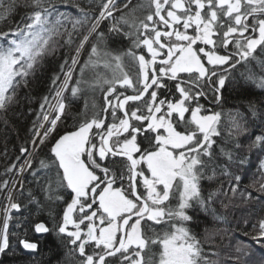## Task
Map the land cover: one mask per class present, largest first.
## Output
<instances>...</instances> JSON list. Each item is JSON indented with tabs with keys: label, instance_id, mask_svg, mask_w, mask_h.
Returning <instances> with one entry per match:
<instances>
[{
	"label": "snow or ice",
	"instance_id": "1",
	"mask_svg": "<svg viewBox=\"0 0 264 264\" xmlns=\"http://www.w3.org/2000/svg\"><path fill=\"white\" fill-rule=\"evenodd\" d=\"M93 3L24 0L30 11L0 28V111L19 102L21 89L30 90L46 56L64 45L69 49L51 77L50 95L42 97L32 137L20 148L16 159L23 157V163L5 169L15 173L12 180H0V264L23 253L37 264L42 250L29 231L53 235L64 249L63 264H214L190 227V213L215 215L212 205L223 184L209 190L203 182L211 185L226 176L235 194L242 177L232 169H242L246 157L217 145L221 114L200 101L219 104L237 67L255 60L258 49L264 53V0ZM19 6L18 0H0V24L7 25ZM106 20L111 21L107 33L100 30ZM82 28L72 49V36ZM64 35L68 39L61 45L57 38ZM113 36L128 41V47L112 48ZM126 59L138 69L135 76L125 70ZM86 70L92 79L85 78ZM241 75L264 90V75L251 70ZM97 90L103 93L102 105L95 99ZM68 92L73 99L85 92L93 98L73 115L65 102ZM24 98L30 100L27 92ZM247 111L248 116H233L237 136L249 131V121L264 128V100H249ZM70 118L73 130L53 136L58 123ZM50 138V157L34 167V154ZM248 148L264 151V131ZM25 173L46 203L26 188ZM252 187L260 195L248 192L246 198L264 201V183ZM56 204L63 205L61 211L51 206ZM45 209L48 220L38 219ZM244 225L247 240L237 251L247 257L253 244L264 249V218Z\"/></svg>",
	"mask_w": 264,
	"mask_h": 264
},
{
	"label": "trees",
	"instance_id": "2",
	"mask_svg": "<svg viewBox=\"0 0 264 264\" xmlns=\"http://www.w3.org/2000/svg\"><path fill=\"white\" fill-rule=\"evenodd\" d=\"M122 1V0H120ZM19 7L13 17L9 19L7 25L0 24V28H6L18 23L21 17L25 15L30 9H26L23 4L24 0H18ZM99 0H94L93 7H96ZM61 11H73L61 6ZM98 15V10L94 13ZM108 23L102 22L101 29L107 33ZM67 28L71 30V23L67 24ZM81 29L79 34H73L72 49L82 38L84 31ZM63 31V29H61ZM61 45H64V41L68 39L67 35L57 38ZM119 37L113 36L109 44L117 42ZM68 46L58 47L57 52L50 56H46L42 67H38L34 78L31 81L30 90L21 89L19 93V102L11 105L7 111H0V180L8 179L12 180L15 173H5V169L16 163L21 164L23 157L17 161V157L21 156L20 148L25 146V142L29 141L32 137L33 122L37 118V112L40 110V103L42 97L50 95L51 92V77L54 73L59 72V65L62 63L64 54L68 51ZM88 46L81 56V64L87 59ZM256 59L251 60L247 65H240L232 73L229 81L226 82L225 88L222 90L220 106L218 112L221 114L219 128L221 131L220 137H215L217 145H224L227 148L233 149L240 157H246V163L242 169H237L233 166V172L241 175L242 179L239 183V190L233 194L229 191V178L226 176H218L217 180L212 182L211 185L208 181H204V185L209 190L220 189L221 184L223 188L217 193L215 203L212 205L216 209V214L211 215L209 213L196 211L190 213L194 219L190 224L193 233L200 239L204 248V252L208 255L209 259L214 264H260L261 260H264V249L253 244V250L250 256L245 257L243 253L238 252L237 248L241 240H247V237L242 235L244 230V221H248L249 225L255 223L261 218H264V201L257 200L255 198L248 199L247 193L252 192L253 197H258L259 192L256 191L252 185L259 187L261 183H264V169L261 168L262 162H264V151L260 149L249 150L248 145L251 140L254 139L255 134H259L264 131V128L259 126L257 121L255 125L249 121V131L235 135L233 128V116L239 112L248 116L247 103L249 100L261 101L264 100V90L255 87L252 84L245 83L244 76L241 73L247 75L251 70L257 77L264 75V53L257 50ZM98 71L101 72L100 69ZM89 72V70H88ZM85 72L86 79H92L93 73ZM79 70L77 69V73ZM27 92L30 100L25 99V93ZM84 96H80V102H73L71 93L65 94L66 104L71 105V111L75 115L78 111V107L83 105L81 101ZM73 120L70 118L65 123H58L57 133L53 136H57L63 132H66L72 126ZM231 133V135H230ZM50 141L47 145L42 146L34 154V167L38 166L41 158L47 159L50 157ZM225 141H228L225 144ZM235 143H239L240 147L236 149ZM216 147L217 152L219 147ZM31 149V145H26ZM45 176V171H41V177ZM32 177L29 173H25V186L26 188H32L37 194L42 203H46L43 199L44 193L37 188L35 183H30ZM43 183V180H41ZM243 193V195H242ZM25 195L27 193L25 192ZM4 194H0V204L2 203ZM23 199V197H20ZM223 205H227L225 208ZM55 207L57 212L61 209L58 204L51 205ZM29 208L35 212V207L29 205ZM41 220H48L47 210L38 217ZM239 225V227H238ZM29 236L33 240H38L40 248L42 250L40 255L36 256L37 264H63V251L64 249L59 246L57 239L51 235L46 234L44 236H37L29 231ZM211 253H214L212 255ZM32 257L27 253L18 254L16 258H7L4 264H31Z\"/></svg>",
	"mask_w": 264,
	"mask_h": 264
},
{
	"label": "flooded vegetation",
	"instance_id": "3",
	"mask_svg": "<svg viewBox=\"0 0 264 264\" xmlns=\"http://www.w3.org/2000/svg\"><path fill=\"white\" fill-rule=\"evenodd\" d=\"M117 2H118V4L119 3H121L122 1H120V0H117ZM146 2V0H132V3L133 4H137V3H145ZM126 11V10H125ZM114 15L115 16H119L120 15V13L119 12H117V13H114ZM106 23H108V25L111 23V21H109V20H106L105 21ZM107 25V26H108ZM112 48H115V49H125V48H127L128 47V41H126V40H124V39H122V38H120L119 37V40L117 41V42H115V43H113L112 45H110ZM101 70V72H104L105 70L104 69H100ZM125 70L126 71H128L129 72V74L130 75H133V76H135V74H136V72L138 71V69L132 64V62L131 61H129V60H127L126 59V61H125ZM88 72V70H86V73ZM89 72H91L90 70H89ZM88 72V73H89ZM183 75V74H182ZM128 94H131V90H128ZM82 96H84L83 98H82V100L81 101H83L82 102V104L83 105H80L79 107H78V111H81L82 110V108H83V106H84V103H85V99H87L88 100V102H89V104L91 103V100H92V94L91 93H89V92H85V93H83L82 94ZM95 99H96V101H97V103L98 104H100V105H102L103 104V93L101 92V91H99V90H97L96 92H95ZM80 102V97L79 98H77V99H73V102L71 101V103H76V102ZM200 103L201 104H203L204 105V107L205 108H209V109H211V110H213V111H215V112H218V109H219V106H220V103L219 104H215V103H211L209 100H205V99H201V101H200ZM187 115V114H186ZM71 130H73V123H72V126L67 130V131H71ZM65 132H63V133H61V134H58V135H63ZM58 135L56 136V138H58ZM215 139V138H214ZM52 142H54V141H52ZM59 205V207H60V209L62 210V208H63V205L62 204H58ZM60 210V211H61ZM37 235V234H36ZM44 235H46V234H43V235H37V236H44Z\"/></svg>",
	"mask_w": 264,
	"mask_h": 264
},
{
	"label": "bare ground",
	"instance_id": "4",
	"mask_svg": "<svg viewBox=\"0 0 264 264\" xmlns=\"http://www.w3.org/2000/svg\"><path fill=\"white\" fill-rule=\"evenodd\" d=\"M30 151H31V149H30ZM22 163H23V161H22ZM14 177H15V175H14ZM14 177H13V178H14ZM3 202H4V201H3Z\"/></svg>",
	"mask_w": 264,
	"mask_h": 264
},
{
	"label": "rangeland",
	"instance_id": "5",
	"mask_svg": "<svg viewBox=\"0 0 264 264\" xmlns=\"http://www.w3.org/2000/svg\"><path fill=\"white\" fill-rule=\"evenodd\" d=\"M90 73H91V72H90ZM3 201H4V198H3ZM3 201H2V203H3ZM2 203H1V204H2Z\"/></svg>",
	"mask_w": 264,
	"mask_h": 264
},
{
	"label": "water",
	"instance_id": "6",
	"mask_svg": "<svg viewBox=\"0 0 264 264\" xmlns=\"http://www.w3.org/2000/svg\"><path fill=\"white\" fill-rule=\"evenodd\" d=\"M38 235V234H37Z\"/></svg>",
	"mask_w": 264,
	"mask_h": 264
}]
</instances>
